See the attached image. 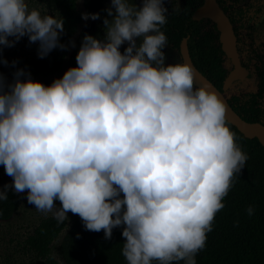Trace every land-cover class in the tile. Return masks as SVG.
Listing matches in <instances>:
<instances>
[{
  "label": "clouds",
  "instance_id": "1",
  "mask_svg": "<svg viewBox=\"0 0 264 264\" xmlns=\"http://www.w3.org/2000/svg\"><path fill=\"white\" fill-rule=\"evenodd\" d=\"M166 2L111 0L103 37L85 34L76 66L50 85L0 71V166L12 178L0 201L26 193L36 211L60 224L77 215L109 241L122 229L126 264H197L249 159L219 95L190 65L166 63ZM64 34L62 16L0 0V66L16 68L3 50L25 37L40 59L67 51Z\"/></svg>",
  "mask_w": 264,
  "mask_h": 264
},
{
  "label": "trees",
  "instance_id": "2",
  "mask_svg": "<svg viewBox=\"0 0 264 264\" xmlns=\"http://www.w3.org/2000/svg\"><path fill=\"white\" fill-rule=\"evenodd\" d=\"M56 17L65 20V34L61 43L69 44L81 22L77 0H41ZM227 14L224 0H216ZM105 0H82L84 13L93 14L102 8ZM202 0H184L180 11L169 12L168 23L162 31L168 37V45L178 50L183 39L194 67L221 91L227 75L223 64L226 60L219 43L216 26L206 19L194 21L193 10ZM230 22L232 18L228 15ZM90 21V20H88ZM85 34L103 37L98 27L85 30L75 41V47L67 51L56 49L46 58L32 57L23 68L31 73L33 80L44 76H56L76 66V55ZM3 66H0V70ZM228 103L233 110L248 122L264 125V65L257 68V90L249 102L232 96ZM236 133L237 143L249 156L242 173L237 176L235 186L223 201L225 208L215 217L213 231L207 236L206 247L197 256V264H264V148L256 138L247 139L228 123ZM8 179L1 188L11 184ZM26 199V193L17 195L8 192V199L0 201V221L9 220ZM59 203V201H56ZM252 206L255 214L249 216L247 209ZM238 222V226H237ZM67 221L58 223L53 217L42 219L33 232L26 236L23 248L39 264H59L51 254L52 244L66 229ZM122 229H114L112 239L106 240L104 232H90L83 227L76 216L58 245V255L63 264H126L122 255ZM155 264V262H154ZM183 264V262H181Z\"/></svg>",
  "mask_w": 264,
  "mask_h": 264
},
{
  "label": "rangeland",
  "instance_id": "3",
  "mask_svg": "<svg viewBox=\"0 0 264 264\" xmlns=\"http://www.w3.org/2000/svg\"><path fill=\"white\" fill-rule=\"evenodd\" d=\"M225 5L229 7V11L232 17L236 19V35H237V47L239 56L242 63L248 68L249 74L243 81H237L231 85V87L225 92L226 98L232 96L239 97L243 102H249L252 95L257 90V68L264 65V0H224ZM130 3H134L135 0H129ZM30 8H37L42 14H52L51 10L41 0H28ZM139 5L140 0H136ZM184 0H167L166 7L169 12L180 11L183 7ZM111 6V0H105L102 8L95 13H99L101 19L96 21H85L82 19L84 10L82 7V0H77V8L81 15V22L77 27V31L70 42L76 41L79 35L85 30L91 27H98L103 31V18L107 13L105 9ZM240 9V14L238 13ZM53 15V14H52ZM104 33V32H103ZM69 46L71 47V43ZM121 48L123 52L124 48ZM38 44H29L27 37L23 38L13 48H5L3 50V58L6 59L9 64L12 61H18L16 68L3 66L2 71L9 81L13 79V73L17 68H24L28 61L37 56ZM167 56V64L182 63L181 56L178 50L173 49L171 46H167L164 49ZM224 70L228 73L232 69V65L229 60H225L223 64ZM66 62L62 67L60 74L56 76H44L37 81L42 82L45 85H50L55 79L61 78L66 72ZM11 177L5 174L3 166H0V188ZM57 207L60 203H56ZM69 220L67 221L66 229L60 233L58 238L53 242L51 254L59 264H63L58 255V245L61 241L64 233L69 229L71 224L77 215L71 213ZM47 217H53L50 213L45 215L36 211L35 206L28 204L25 199L14 215L6 221H0V264H39V262L29 253H26L23 248V241L27 235L31 234L35 227L42 219Z\"/></svg>",
  "mask_w": 264,
  "mask_h": 264
},
{
  "label": "water",
  "instance_id": "4",
  "mask_svg": "<svg viewBox=\"0 0 264 264\" xmlns=\"http://www.w3.org/2000/svg\"><path fill=\"white\" fill-rule=\"evenodd\" d=\"M192 19L200 21L202 19L210 20L219 34V43L225 57L230 61L232 69L228 72L223 82L222 90H218L207 78H205L193 65L186 40L183 39L179 46V54L182 64L190 65L196 74V86L205 87L216 92L227 106L228 123L234 126L239 133L247 139L256 138L264 148V125L258 122H248L242 119L228 103L225 92L231 85L237 81H243L247 78L249 72L242 66L236 47V36L228 17L219 7L216 0H202L201 4L193 11Z\"/></svg>",
  "mask_w": 264,
  "mask_h": 264
},
{
  "label": "flooded vegetation",
  "instance_id": "5",
  "mask_svg": "<svg viewBox=\"0 0 264 264\" xmlns=\"http://www.w3.org/2000/svg\"><path fill=\"white\" fill-rule=\"evenodd\" d=\"M231 1H235V0H231ZM200 4H201V3H200ZM200 4H199V5H200ZM217 4H218V3H217ZM199 5H198V6H199ZM198 6H197V7H198ZM224 6L227 8V14L225 13L226 16L228 17V15H229V16L232 18V20H233V24H232L231 22H230V23L232 24V27H233V30H234V33H235V36H236V47H237V35H236V31H237V30H236V26H235V24H236L237 22H236V19H235L234 17L231 16L230 11H229V7L226 6V5H224ZM197 7H196V8H197ZM219 7H220V6H219ZM196 8H195V9H196ZM195 9H194V10H195ZM194 10H193V11H194ZM240 11H241V10L238 9V13H239V14H240ZM192 14H193V13H192ZM228 19H229V17H228ZM206 20H207V19H206ZM229 21H230V19H229ZM237 51H238V47H237ZM178 52H179V49H178ZM238 54H239V52H238ZM239 58H240V56H239ZM226 59H227V58H226ZM227 60H228V59H227ZM240 61H241L242 66H244V67L248 70V68L242 63L241 58H240ZM248 72H249V70H248ZM227 74H228V73H227ZM221 90H222V89H221ZM227 99H228V98H227Z\"/></svg>",
  "mask_w": 264,
  "mask_h": 264
}]
</instances>
